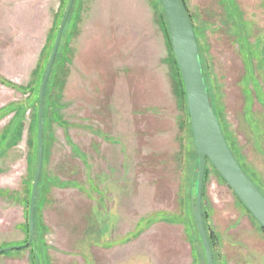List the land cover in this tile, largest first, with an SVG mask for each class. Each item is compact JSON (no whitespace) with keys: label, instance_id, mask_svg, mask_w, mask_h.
<instances>
[{"label":"rangeland","instance_id":"obj_1","mask_svg":"<svg viewBox=\"0 0 264 264\" xmlns=\"http://www.w3.org/2000/svg\"><path fill=\"white\" fill-rule=\"evenodd\" d=\"M68 1L0 0V249L28 240L39 90ZM184 3L225 141L264 196V0ZM170 46L159 0H74L43 99L33 242L0 264H206ZM95 186H122L104 217ZM201 210L214 264H264L263 230L208 161Z\"/></svg>","mask_w":264,"mask_h":264},{"label":"water","instance_id":"obj_2","mask_svg":"<svg viewBox=\"0 0 264 264\" xmlns=\"http://www.w3.org/2000/svg\"><path fill=\"white\" fill-rule=\"evenodd\" d=\"M73 2L74 0L68 1L39 90L37 161L30 196L28 240L24 246L2 248L0 249V254L9 251H19L23 247L29 246L34 238L35 202L43 161L44 91ZM160 3L168 22L173 54L185 87L188 123L191 128L197 156L196 182L191 205L192 217L202 244L206 264H214L201 210L206 162L208 161L212 165L263 230L264 196L243 172L225 141L209 100L198 46L184 0H160Z\"/></svg>","mask_w":264,"mask_h":264},{"label":"crops","instance_id":"obj_3","mask_svg":"<svg viewBox=\"0 0 264 264\" xmlns=\"http://www.w3.org/2000/svg\"><path fill=\"white\" fill-rule=\"evenodd\" d=\"M120 152L117 154V157H116V160H117V163L116 164H119L120 163V156H119ZM110 174V172H109ZM108 174V175H109ZM102 181H104V177L102 179ZM96 190L97 191H101L102 194L100 193H97L100 194V196L96 199V204L94 203L95 207L93 208V212H95L96 214H101V217H104L106 213H110V210L109 209V205H110V200L109 199H113V198H120V193H119V190L122 186H95ZM114 192H117V194H115ZM114 200V199H113ZM107 211H106V210ZM96 217V216H95ZM96 222V221H95ZM97 224V222H96ZM101 230V229H100ZM103 230H101V233H100V236L104 239V238H108L109 237V234L107 235V237H104L103 236Z\"/></svg>","mask_w":264,"mask_h":264},{"label":"trees","instance_id":"obj_4","mask_svg":"<svg viewBox=\"0 0 264 264\" xmlns=\"http://www.w3.org/2000/svg\"><path fill=\"white\" fill-rule=\"evenodd\" d=\"M160 1V0H159ZM161 4V3H160ZM162 7V6H161ZM186 7V6H185ZM162 10H163V8H162ZM187 10V9H186ZM188 12V11H187ZM163 14H164V17H165V20H166V22H167V19H166V16H165V13H164V11H163ZM188 16H189V14H188ZM189 19H190V16H189ZM190 22H191V19H190ZM167 25H168V22H167ZM168 34H169V28H168ZM63 35V34H62ZM169 40H170V34H169ZM55 43V42H54ZM170 45H171V40H170ZM60 46V45H59ZM171 47V49H172V46H170ZM58 50H59V48H58ZM58 52V51H57ZM172 52H173V50H172ZM173 54V53H172ZM56 56H57V54H56ZM56 58V57H55ZM172 58H173V61H174V64H175V66H176V69H177V71H178V74H179V77H180V80H181V83L183 84V88H184V95H185V100H186V92H185V87H184V83H183V80H182V77H181V74H180V71H179V69H178V66H177V63H176V60H175V57H174V54L172 55ZM200 58V57H199ZM55 61V60H54ZM200 62H201V60H200ZM54 64V63H53ZM201 66H202V62H201ZM53 67V66H52ZM52 70V69H51ZM202 71H203V68H202ZM51 73V72H50ZM204 75V74H203ZM204 80H205V78H204ZM47 84H48V82L46 83V86H45V91H44V99H45V97H46V88H47ZM45 102V101H44ZM44 117V116H43ZM233 155V154H232ZM243 170V169H242ZM224 181V180H223ZM238 199V198H237ZM241 203V202H240ZM202 218H203V221H204V216H203V214H202ZM205 222V221H204ZM34 223H35V216H34ZM204 227H205V223H204ZM261 228V227H260ZM34 229H35V226H34ZM262 229V228H261ZM263 230V229H262ZM205 231H206V227H205ZM263 232H264V230H263ZM28 233H29V231H28ZM208 240H209V244H210V247H211V249H212V241H211V236H208ZM26 242H27V240L24 242V244L22 245V246H24L25 244H26ZM33 242V241H32ZM32 245V243L29 245V246H26V247H23L21 250H23V249H29V247ZM212 251V250H211ZM214 262V261H213Z\"/></svg>","mask_w":264,"mask_h":264}]
</instances>
